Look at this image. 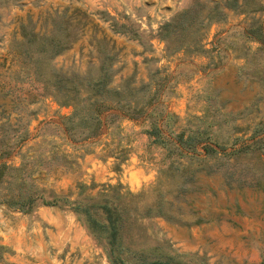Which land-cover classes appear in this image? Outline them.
Returning <instances> with one entry per match:
<instances>
[{"label":"rangeland","instance_id":"374dc122","mask_svg":"<svg viewBox=\"0 0 264 264\" xmlns=\"http://www.w3.org/2000/svg\"><path fill=\"white\" fill-rule=\"evenodd\" d=\"M262 22L264 0H0V162L46 199L145 192V254L264 264ZM169 166L193 171L180 194ZM7 184L0 264H112L81 213L8 207Z\"/></svg>","mask_w":264,"mask_h":264},{"label":"trees","instance_id":"16d2710c","mask_svg":"<svg viewBox=\"0 0 264 264\" xmlns=\"http://www.w3.org/2000/svg\"><path fill=\"white\" fill-rule=\"evenodd\" d=\"M247 34L263 45L264 22L251 27L250 30L247 31ZM182 143H186V141L178 140V145ZM179 155H181V153H179ZM174 168L173 166H169L166 172L171 171L174 177L175 174L173 171H178L179 176L176 182V192L180 194L186 190L184 184L192 178L193 171L187 168ZM22 170L23 168L21 166L13 167L5 162H0V183L3 179L8 181V190L3 195L2 203L4 205L26 212L35 202H39L41 205L70 207L72 210L81 213L92 232H94L98 238L106 241L109 246L108 257L112 264H135L137 261H139L137 264H177V261H174L171 255L152 256L145 254L143 250H135L130 245L133 241L131 230L136 226V223L129 220L132 209L128 207V205L130 201L140 197L142 194H145V192L123 193L117 190L124 200L119 201L116 196V199L112 201L111 198L113 196H109V193L116 187H110L101 191L97 196L88 195L83 199L77 198L72 200L67 195H59L55 192L52 193L50 199H46L43 195L36 193V190L30 191L23 187L25 178L17 174L22 172ZM12 171L16 172V176L14 175L15 177L12 176ZM7 176H12V179L8 180ZM179 181L181 182L179 183ZM154 203L153 206L146 209L145 212L147 214L150 212H154L156 216L169 214V211L163 207V193L157 194ZM125 238L129 241L128 245L124 244Z\"/></svg>","mask_w":264,"mask_h":264}]
</instances>
